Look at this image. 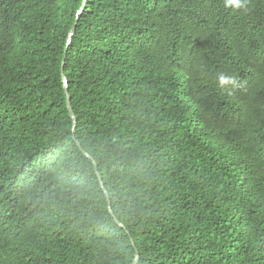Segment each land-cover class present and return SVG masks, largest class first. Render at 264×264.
<instances>
[{"label":"trees","instance_id":"obj_1","mask_svg":"<svg viewBox=\"0 0 264 264\" xmlns=\"http://www.w3.org/2000/svg\"><path fill=\"white\" fill-rule=\"evenodd\" d=\"M84 1L0 0V264H264V0Z\"/></svg>","mask_w":264,"mask_h":264},{"label":"water","instance_id":"obj_2","mask_svg":"<svg viewBox=\"0 0 264 264\" xmlns=\"http://www.w3.org/2000/svg\"><path fill=\"white\" fill-rule=\"evenodd\" d=\"M86 2H87V0L84 1V4H83V6H82L80 12L83 10V8H84ZM76 27H77V22L74 24V26L72 27V29H71V31H70V33H69V35H68V46H69V44L71 43L72 38H73V36H74V34H75V32H76ZM68 46H67V47H68ZM63 80H64L65 91H66V96H67V105H68V108H69V111H70L71 117H72V119H73V130H74L75 127H76V125H77V117H76L75 112H74V110H73V107H72V105H71V96H70L69 91H68V78H67L66 74L64 73V71H63ZM84 153H85L88 157H90V158H92V159L94 160L93 156L90 155L87 151H84ZM94 163H95V165H96V168H98V167H97L96 160H94ZM98 175H99V178L102 179V175H101L100 173H98ZM101 184H102V186H103V188H104V191H105V193H106V195H107V198H108V200H109V210H110V212H111V213L113 214V216L115 217L116 222H117L119 225H121L122 227H124L125 225H124V224L118 219V217L114 214V211L112 210V206H111V202H110V195H109V192H108L107 188H106L105 185H104V182L101 181ZM132 241H133V244L135 245L136 243H135L134 239H132ZM139 258H140V253H139V250L137 249V250H136V253H135V258H134V260H133V262H132L131 264H138Z\"/></svg>","mask_w":264,"mask_h":264},{"label":"clouds","instance_id":"obj_3","mask_svg":"<svg viewBox=\"0 0 264 264\" xmlns=\"http://www.w3.org/2000/svg\"><path fill=\"white\" fill-rule=\"evenodd\" d=\"M227 5L232 8H240L243 6V0H227ZM229 80L225 76H221L219 79V83L221 85L228 83Z\"/></svg>","mask_w":264,"mask_h":264}]
</instances>
